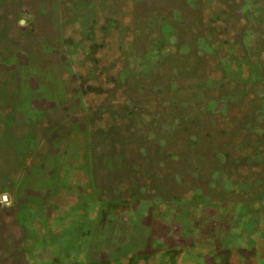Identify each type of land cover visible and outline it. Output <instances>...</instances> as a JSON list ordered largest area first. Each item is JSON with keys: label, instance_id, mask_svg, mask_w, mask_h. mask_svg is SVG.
I'll return each mask as SVG.
<instances>
[{"label": "rangeland", "instance_id": "rangeland-1", "mask_svg": "<svg viewBox=\"0 0 264 264\" xmlns=\"http://www.w3.org/2000/svg\"><path fill=\"white\" fill-rule=\"evenodd\" d=\"M0 264H264V0H0Z\"/></svg>", "mask_w": 264, "mask_h": 264}]
</instances>
